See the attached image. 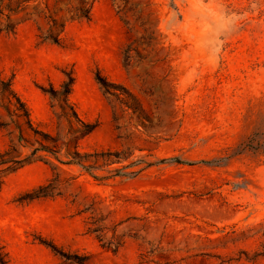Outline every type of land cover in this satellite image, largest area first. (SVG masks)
<instances>
[{"label":"rangeland","instance_id":"1","mask_svg":"<svg viewBox=\"0 0 264 264\" xmlns=\"http://www.w3.org/2000/svg\"><path fill=\"white\" fill-rule=\"evenodd\" d=\"M9 2L0 153L38 151L0 173L7 264H264V0H96L89 20L76 0ZM48 16L60 43L40 37ZM107 151L127 159L101 179L65 163ZM55 176L60 194L37 197Z\"/></svg>","mask_w":264,"mask_h":264},{"label":"trees","instance_id":"2","mask_svg":"<svg viewBox=\"0 0 264 264\" xmlns=\"http://www.w3.org/2000/svg\"><path fill=\"white\" fill-rule=\"evenodd\" d=\"M38 0H16V5H10L12 3L9 2L7 4L8 9L11 12H17L20 9L24 8L25 6L29 5L30 2H37ZM96 0H76V4H68L67 11L70 15V19L72 20H89L92 14V4ZM36 7V6H35ZM0 13H3L2 9H0ZM48 29L45 33H41L40 37L43 41H50L53 43H60L62 40L61 33L64 32V28H66V23H58L57 19L53 16H48ZM8 32H14L15 26H12L10 23L6 24V26L3 28ZM59 29L60 33H56V31ZM73 83H74V77L72 75L68 76V80H65L61 90L59 91V95H66L68 96L72 90H73ZM12 93L13 90H12ZM14 97H16L19 109L23 111V114L27 118V123L30 124V113L29 109L26 106V104L21 100L19 96H17L14 93ZM74 115H77L75 110H73ZM13 151H16L15 148H11L7 151L0 153V173L4 170H15L17 167L21 166L23 163L29 161L33 155H36V151H38V148H35L33 151H31V155L27 157L21 158L20 155H13ZM127 159V156L123 155V152L120 151H107L105 152H94V153H79L76 152L75 156H73V159L68 160L67 164H77L81 166L85 171L89 172L95 179H101L103 177L99 176L98 174L94 173L92 171L93 168H98L101 166L111 165L115 163H120ZM100 161H102L100 163ZM141 160L132 162L128 165H124L120 168H115L114 171L116 172L115 175H121V176H128L133 177L136 176L139 172H141L143 169H145L148 166H151L149 162H146V166L142 168H137L138 165H140ZM167 159H162L160 162H165ZM170 161L175 162H181L182 160L178 157H172L170 158ZM131 168V170H126ZM2 182V178L0 177V183ZM59 178L55 176L51 179V181L44 186L39 187L37 192L35 193L37 197H48V196H54L56 194H60V192H56L55 190L58 188L59 185ZM103 227L99 226L97 224V221L93 222V226L90 228L91 233H95L97 238L100 241H103L104 239V233H103ZM104 244L108 245H115L114 239L109 240L105 242ZM0 263L1 264H7L6 261V254L1 250L0 248Z\"/></svg>","mask_w":264,"mask_h":264}]
</instances>
